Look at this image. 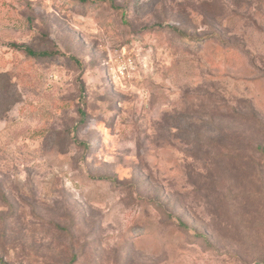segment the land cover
<instances>
[{
	"label": "rangeland",
	"instance_id": "374dc122",
	"mask_svg": "<svg viewBox=\"0 0 264 264\" xmlns=\"http://www.w3.org/2000/svg\"><path fill=\"white\" fill-rule=\"evenodd\" d=\"M0 260L264 264V0H0Z\"/></svg>",
	"mask_w": 264,
	"mask_h": 264
},
{
	"label": "trees",
	"instance_id": "16d2710c",
	"mask_svg": "<svg viewBox=\"0 0 264 264\" xmlns=\"http://www.w3.org/2000/svg\"><path fill=\"white\" fill-rule=\"evenodd\" d=\"M80 1H82V2H88V0H80ZM26 50H27V53L30 56H33V57L39 58V59H41V58H47V57H50L51 56V53H48V52L36 53V52L30 50L29 48H27ZM0 263L3 264L4 262L2 260H0Z\"/></svg>",
	"mask_w": 264,
	"mask_h": 264
}]
</instances>
